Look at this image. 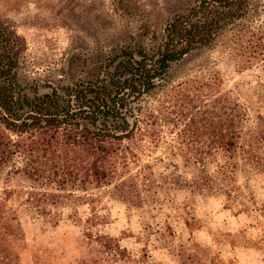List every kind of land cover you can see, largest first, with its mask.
<instances>
[{
  "label": "rangeland",
  "instance_id": "374dc122",
  "mask_svg": "<svg viewBox=\"0 0 264 264\" xmlns=\"http://www.w3.org/2000/svg\"><path fill=\"white\" fill-rule=\"evenodd\" d=\"M192 1L23 0L16 9L0 8V20L25 40L20 79L41 94L50 83L72 79L66 72L70 54L83 60L73 76L77 80L89 69L90 59L127 31L142 23L158 30ZM248 1L249 12L233 27L240 28V38H232L230 50L247 47L249 31L264 37V0ZM214 42L172 63L164 84L145 103L156 109L166 100L175 111L185 110L193 96L190 84L217 78L220 92L247 106L243 132L252 137L244 149L249 143L264 161V143L254 139L260 127L256 115H264V47L242 66L218 39ZM173 115L165 123L162 143L138 152L107 184L85 190L67 186L57 191L60 196L53 203L44 200L58 212L56 224L31 211L21 213L26 242L21 264H264V163L245 162V152L237 151L230 167L218 154L173 148L169 143L202 138L184 132L190 115L178 120ZM183 155H201L206 171ZM3 177L0 173V191L7 185L20 187L4 183ZM206 179L212 181L209 187L194 185ZM22 184L37 193L54 191L50 184ZM10 202L14 206L19 201ZM98 235L110 238L121 254H105Z\"/></svg>",
  "mask_w": 264,
  "mask_h": 264
},
{
  "label": "trees",
  "instance_id": "16d2710c",
  "mask_svg": "<svg viewBox=\"0 0 264 264\" xmlns=\"http://www.w3.org/2000/svg\"><path fill=\"white\" fill-rule=\"evenodd\" d=\"M9 1L0 0V8L16 9L23 0ZM249 9L248 0H193L158 30L142 23L127 31L90 59L89 69L77 80L73 76L81 71L83 60L77 53L70 54L66 72L72 79L50 83L41 94L20 79L25 40L0 20V173L4 183L20 186L7 185L0 191V264H21V251L26 249L21 213L31 211L56 224L59 214L48 209L44 200L53 203L60 196L57 191L67 186L85 190L107 184L138 152L162 143L165 123L172 121L173 114L177 120L190 115L184 132L202 137L169 143L173 148L218 154L230 167L237 151L245 152V162L264 163L249 143L244 149V142L252 137L243 132L249 118L247 106L220 92L217 78L190 84L193 96L185 110L175 111L166 100L156 109L145 103V97L164 84L171 64L186 54L211 47L217 39L230 50L232 38H240L241 33L233 27ZM249 33L250 46L230 50L238 65H249L264 47L263 34ZM256 118L260 127L254 139L264 143V115ZM183 156L206 171L201 155ZM24 182H31L32 188L33 183L50 184L55 192L30 191ZM211 184L207 179L194 181L201 187ZM14 198L19 202L13 206ZM95 237L105 254L114 258L121 254L110 238Z\"/></svg>",
  "mask_w": 264,
  "mask_h": 264
}]
</instances>
